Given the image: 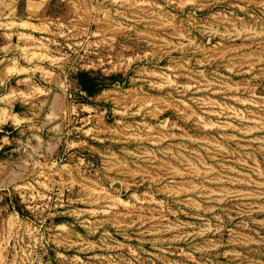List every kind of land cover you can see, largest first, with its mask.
Returning a JSON list of instances; mask_svg holds the SVG:
<instances>
[{
    "label": "rangeland",
    "instance_id": "obj_1",
    "mask_svg": "<svg viewBox=\"0 0 264 264\" xmlns=\"http://www.w3.org/2000/svg\"><path fill=\"white\" fill-rule=\"evenodd\" d=\"M0 46V264H264V0H0Z\"/></svg>",
    "mask_w": 264,
    "mask_h": 264
},
{
    "label": "trees",
    "instance_id": "obj_2",
    "mask_svg": "<svg viewBox=\"0 0 264 264\" xmlns=\"http://www.w3.org/2000/svg\"><path fill=\"white\" fill-rule=\"evenodd\" d=\"M79 83L85 93L89 95L95 93L96 80L91 78L87 73L79 74Z\"/></svg>",
    "mask_w": 264,
    "mask_h": 264
},
{
    "label": "crops",
    "instance_id": "obj_3",
    "mask_svg": "<svg viewBox=\"0 0 264 264\" xmlns=\"http://www.w3.org/2000/svg\"><path fill=\"white\" fill-rule=\"evenodd\" d=\"M7 35H10L9 33H7ZM0 47H2V46H0Z\"/></svg>",
    "mask_w": 264,
    "mask_h": 264
}]
</instances>
